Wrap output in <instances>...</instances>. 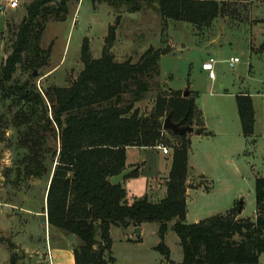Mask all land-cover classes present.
Instances as JSON below:
<instances>
[{
    "label": "rangeland",
    "instance_id": "rangeland-1",
    "mask_svg": "<svg viewBox=\"0 0 264 264\" xmlns=\"http://www.w3.org/2000/svg\"><path fill=\"white\" fill-rule=\"evenodd\" d=\"M33 1L0 0V68L12 53L15 32ZM254 3L230 5L224 17L205 28L164 20L157 8L147 6L132 13L127 6L116 8L104 1L73 2L64 21L48 22L41 45L45 49L52 46L50 60L34 71L32 81L41 92L50 85L70 86L84 69L85 40L93 58L99 59L111 27L116 30L111 51L118 62L136 63L149 48L166 50L160 59V76L149 80L151 92L139 106L149 113L157 94L169 89L189 90L194 95L197 121L207 131L190 135L187 222L198 223L240 209V202L243 210L238 218L255 220L256 184L264 178V3ZM232 58L240 60L234 67ZM211 59L215 61L214 78L203 70V64ZM30 73L20 66L15 79L24 83ZM239 95L252 98L255 121L250 136L243 133ZM20 107L3 100L0 92V264H53L58 250L69 253L80 240L61 233L63 243H58L60 232L46 222V197L54 169L50 160L59 146L54 133L45 135L48 167L44 175L29 178L18 174L28 154L21 144L22 130L13 120ZM165 140L172 155L168 141L178 138L165 131ZM128 154L140 164L138 173L126 180L128 202L142 198L160 202L166 195L163 175L169 156L135 147ZM145 224L142 236L133 228H111L116 264H184L174 221L168 224L164 241L169 256L157 249L160 223ZM47 252L52 260L47 255L40 260L38 254ZM260 264H264V254Z\"/></svg>",
    "mask_w": 264,
    "mask_h": 264
},
{
    "label": "trees",
    "instance_id": "trees-1",
    "mask_svg": "<svg viewBox=\"0 0 264 264\" xmlns=\"http://www.w3.org/2000/svg\"><path fill=\"white\" fill-rule=\"evenodd\" d=\"M79 0H34L17 31L12 53L0 68V92L5 101L20 105L13 120L22 130L21 144L28 154L18 174L29 178L44 175L48 164L44 154L45 135L54 133L59 142L52 153L54 166L46 197L47 222L66 236L80 240L74 248L76 264H116L112 255L113 226L128 229L133 223H160V244L168 224L183 249L184 264H260L264 254V178L256 184L257 217L239 219V208L198 223L187 222L186 194L189 180L188 135H172L173 150L165 197L157 203L148 198L127 200L123 184L112 178L127 169V149H153L166 145L163 123L172 114L174 122L193 121L196 106L193 97L169 89L159 92L149 113L140 103L151 92L150 79L160 76V59L166 50L149 48L138 62H118L111 49L116 30L110 28L102 56L94 59L88 40L82 48L83 71L68 87L50 85L43 92L32 81L34 71L47 65L52 46L41 41L50 20L64 21L70 5ZM112 7L127 6L136 13L145 6L157 8L167 21L197 27H212L235 3H264V0H98ZM264 51V43L261 46ZM31 70L24 83L15 79L19 67ZM243 133H253L255 110L250 95L237 96ZM137 167L125 179L135 176ZM52 170V169H51Z\"/></svg>",
    "mask_w": 264,
    "mask_h": 264
},
{
    "label": "crops",
    "instance_id": "crops-1",
    "mask_svg": "<svg viewBox=\"0 0 264 264\" xmlns=\"http://www.w3.org/2000/svg\"><path fill=\"white\" fill-rule=\"evenodd\" d=\"M245 4H248L249 2H244ZM255 4L256 3H252V4H250V5H253V6H255ZM258 4V3H257ZM259 4H262V3H259ZM190 94H191V96L190 97H193L194 95H192V91L190 92ZM197 119H198V116L196 117L195 116V119H194V121H193V123H194V125H195V129H198V128H205V127H201V126H199V122L197 121ZM205 131H207V130H205ZM204 131V132H205ZM203 132V133H204ZM195 133V132H194ZM202 133V134H203ZM192 135V134H191ZM188 137L189 138H191V136L190 135H188ZM131 148H134V147H130V148H128L127 149V169H132L133 171L137 168V167H140V164L139 163H135L134 161H131V159H130V157H129V150H131ZM136 148V147H135ZM139 149H145V148H139ZM154 150H156L157 151V153H158V155H161L163 152L161 151V150H159L158 148H153ZM162 155H164V157H167V156H169V158L168 159H165V158H162L161 156V158L162 159H165V161H168L169 162V166H168V168L166 169V171H165V175H163L164 176V182H163V184L165 185V193L167 192V188H166V182H167V179H168V176H169V173H170V171H171V167H172V155H170V154H162ZM189 160H190V157H189ZM189 160H188V162H189ZM144 163H145V161H144ZM190 163V162H189ZM142 165V164H141ZM132 171V172H133ZM127 179H124L121 183L123 184V187L125 188V189H127V186H128V184H127V182L129 181H126ZM190 181V177H189V180H188V182ZM130 203V202H129ZM46 220H47V215H46ZM47 222V221H46ZM48 223V222H47ZM145 223L144 224H142L139 228H140V230H141V235H139V236H142V234L144 233V230H145ZM136 227L137 226H134L133 224H132V226L131 227H129L127 230H129V229H131V228H133V230H136ZM58 234V233H57ZM59 236H60V240H58L59 242L58 243H63V239H64V237H63V235L61 234V232L58 234ZM63 238V239H62ZM66 239H69V238H66ZM65 241H67V240H65ZM60 252H62V253H60ZM46 255L47 256H49L50 257V259H51V255H50V253L49 252H47V254L46 253H39L38 254V256H39V259L40 260H44V259H46L47 257H46ZM52 260V259H51ZM50 260V261H51ZM170 262V261H169ZM53 264H76L75 263V256H74V248H71V251L69 252V253H63V251L62 250H58V256H57V263L55 262V261H53Z\"/></svg>",
    "mask_w": 264,
    "mask_h": 264
},
{
    "label": "water",
    "instance_id": "water-1",
    "mask_svg": "<svg viewBox=\"0 0 264 264\" xmlns=\"http://www.w3.org/2000/svg\"><path fill=\"white\" fill-rule=\"evenodd\" d=\"M190 92L189 90H187L186 92H184V97H189ZM163 128L165 131H171L172 133L179 135V136H185V135H191L194 132L197 134H202L206 128H198L195 129L193 124L191 122H188L185 124V121H180V122H174L172 120V114L168 115L163 123ZM132 169H126L124 170L121 174H119L118 176H115L112 178V183L113 185H118L120 184L130 173H132ZM242 202H240V209H239V213L242 212ZM134 226H136L135 223H133ZM136 232L139 235H141V230L139 227H136Z\"/></svg>",
    "mask_w": 264,
    "mask_h": 264
},
{
    "label": "built area",
    "instance_id": "built-area-1",
    "mask_svg": "<svg viewBox=\"0 0 264 264\" xmlns=\"http://www.w3.org/2000/svg\"><path fill=\"white\" fill-rule=\"evenodd\" d=\"M239 62H240L239 58H232L230 60V65L234 67ZM214 63L215 61L211 59L209 62L203 64V70L209 71L210 78H214V74H213ZM157 148L161 150L164 154H169V150L164 144L159 145Z\"/></svg>",
    "mask_w": 264,
    "mask_h": 264
}]
</instances>
